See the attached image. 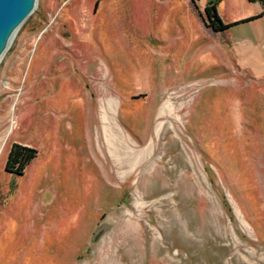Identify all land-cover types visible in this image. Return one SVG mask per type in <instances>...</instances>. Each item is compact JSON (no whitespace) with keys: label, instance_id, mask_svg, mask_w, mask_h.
<instances>
[{"label":"rangeland","instance_id":"1","mask_svg":"<svg viewBox=\"0 0 264 264\" xmlns=\"http://www.w3.org/2000/svg\"><path fill=\"white\" fill-rule=\"evenodd\" d=\"M212 1L37 0L0 61V264H264V16L214 31Z\"/></svg>","mask_w":264,"mask_h":264},{"label":"water","instance_id":"2","mask_svg":"<svg viewBox=\"0 0 264 264\" xmlns=\"http://www.w3.org/2000/svg\"><path fill=\"white\" fill-rule=\"evenodd\" d=\"M36 6L37 0H0V57ZM106 230L107 226L101 225L94 239L98 240Z\"/></svg>","mask_w":264,"mask_h":264},{"label":"trees","instance_id":"3","mask_svg":"<svg viewBox=\"0 0 264 264\" xmlns=\"http://www.w3.org/2000/svg\"><path fill=\"white\" fill-rule=\"evenodd\" d=\"M220 0L212 1L205 7L207 16L209 17V26L214 31H223L231 27L232 23L223 22L219 12L218 5ZM250 2H259L262 6V12L257 18L264 16V0H248ZM38 151L35 148L22 145L20 143H13L9 151L6 170L15 175H23L27 166L31 161L37 157Z\"/></svg>","mask_w":264,"mask_h":264},{"label":"bare ground","instance_id":"4","mask_svg":"<svg viewBox=\"0 0 264 264\" xmlns=\"http://www.w3.org/2000/svg\"><path fill=\"white\" fill-rule=\"evenodd\" d=\"M6 52H7V51H6ZM6 52H5V53H6ZM5 53L3 54V56H1V57H0V61L3 59V57H4Z\"/></svg>","mask_w":264,"mask_h":264},{"label":"flooded vegetation","instance_id":"5","mask_svg":"<svg viewBox=\"0 0 264 264\" xmlns=\"http://www.w3.org/2000/svg\"><path fill=\"white\" fill-rule=\"evenodd\" d=\"M206 11V10H205ZM207 14V13H206ZM208 20H209V17H208Z\"/></svg>","mask_w":264,"mask_h":264},{"label":"crops","instance_id":"6","mask_svg":"<svg viewBox=\"0 0 264 264\" xmlns=\"http://www.w3.org/2000/svg\"><path fill=\"white\" fill-rule=\"evenodd\" d=\"M259 3V2H258Z\"/></svg>","mask_w":264,"mask_h":264}]
</instances>
